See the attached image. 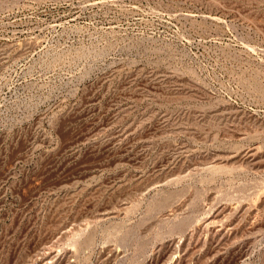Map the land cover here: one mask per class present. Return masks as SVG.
<instances>
[{
    "label": "rangeland",
    "instance_id": "obj_1",
    "mask_svg": "<svg viewBox=\"0 0 264 264\" xmlns=\"http://www.w3.org/2000/svg\"><path fill=\"white\" fill-rule=\"evenodd\" d=\"M0 264H264V0H0Z\"/></svg>",
    "mask_w": 264,
    "mask_h": 264
},
{
    "label": "bare ground",
    "instance_id": "obj_2",
    "mask_svg": "<svg viewBox=\"0 0 264 264\" xmlns=\"http://www.w3.org/2000/svg\"><path fill=\"white\" fill-rule=\"evenodd\" d=\"M90 237H91V236H90ZM90 240H91V239H88V240H87V241H88V244H89ZM85 242H86V241H85ZM85 244H86V243H85ZM85 244H84V245H85Z\"/></svg>",
    "mask_w": 264,
    "mask_h": 264
}]
</instances>
